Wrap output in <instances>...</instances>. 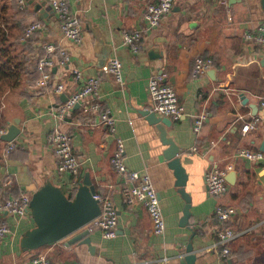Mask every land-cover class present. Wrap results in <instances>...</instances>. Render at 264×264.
Returning a JSON list of instances; mask_svg holds the SVG:
<instances>
[{"label":"crops","instance_id":"1","mask_svg":"<svg viewBox=\"0 0 264 264\" xmlns=\"http://www.w3.org/2000/svg\"><path fill=\"white\" fill-rule=\"evenodd\" d=\"M32 1L25 0L21 7L17 0H9L21 42L32 44L26 51L29 57L46 56V47L54 45L57 52L67 51L70 62L51 69L50 87H40L41 78L26 75L20 86L5 94L0 136L16 121L21 134L9 156L4 153L8 143L2 141L0 199L23 194L32 198L49 182L74 195L89 174L97 196L113 200L119 224L114 239H104L100 230L87 226L93 250L82 242L70 245L68 238L25 251L21 239L35 227L31 212L21 218L5 214L2 217L12 232L0 239V264L30 263L40 255L51 264H179L189 244L197 257L194 264H264V159L254 162L240 155L245 149L264 154V44L246 39L248 32H256L264 23V0H175L159 28L144 19L147 6L159 0H66L80 18L81 44L64 37L51 0ZM43 3V12H37L35 5ZM35 22L41 29L24 40L28 26ZM134 32L142 34L139 53L125 45V34ZM101 57L121 61L123 85L107 68H100ZM197 57L210 58L214 64L206 75L194 79ZM77 72L82 79L76 78ZM154 75H161L163 83L176 90L185 111L167 128L168 137L181 150L175 158L180 171L166 158L169 147L159 126L144 115L152 108L149 82ZM90 77L100 79L98 93L64 119L57 117L58 107ZM57 84H63V94L55 93ZM94 103L100 105L97 112L90 108ZM103 112L115 119V134L103 123ZM203 115L206 119L197 132L195 121ZM249 122L255 127L244 133ZM55 129L71 135L81 166L76 177L58 171L49 142ZM118 139L125 145L127 169L152 178L166 222L163 237L153 234L142 203L126 201L124 188L131 183L112 165ZM212 168L227 173L229 190L224 195L208 193L205 174ZM182 190L191 198L187 225ZM218 206L235 208L228 223L216 216ZM225 226L236 234L229 257L222 254L225 246L219 242V229Z\"/></svg>","mask_w":264,"mask_h":264},{"label":"built area","instance_id":"2","mask_svg":"<svg viewBox=\"0 0 264 264\" xmlns=\"http://www.w3.org/2000/svg\"><path fill=\"white\" fill-rule=\"evenodd\" d=\"M21 7H24L25 0H17ZM175 0H159L157 3L147 6L144 19L152 28H159L164 18L170 14L174 8ZM50 5L58 17L60 27L64 37L74 43L81 44L84 39L82 24L78 15L73 12L66 0H51ZM40 23L32 24L25 32L24 40L32 37L39 29ZM248 41H255L264 44V23H262L256 32L246 34ZM125 45L134 53H139L143 43L142 34L139 32L126 33ZM47 54L39 62V70L43 73L42 79L38 83L40 87L52 86L51 69L57 66L64 67L70 62V56L67 51L48 45ZM58 55L56 56V54ZM213 60L210 58L197 57L193 69V78L197 79L206 75L213 67ZM107 71L115 77V80L123 85V65L120 60L113 59L107 66ZM81 72L76 73L77 79H82ZM100 87L99 78H87L84 86L71 95L66 102L61 104L56 116L64 119L78 104L82 103L87 97L96 95ZM56 94H63V84L55 86ZM149 94L152 101L151 111L157 115L173 120H179L185 116V111L179 102L176 90L163 83L161 75H154L149 82ZM264 106V99L262 100ZM92 111H99V103L91 105ZM101 119L105 125L110 128L111 133H116V121L108 112L101 113ZM206 117L203 115L195 121L194 130L199 132L203 126ZM255 123L249 122L243 127V132L247 133L254 129ZM50 146L57 158V168L61 174H70L74 177L79 175L80 163L74 152L71 135L55 129L49 135ZM16 148L14 142L8 143L6 153L10 154ZM125 145L121 139L117 140V150L112 157V165L115 170L125 176L131 185L124 188V195L129 204L142 203L151 218L153 234L157 237H163L166 233V222L162 211L161 200L155 188L152 178L148 173L138 171H129L124 162ZM241 156L254 162H260L264 159V154L259 151L242 150ZM227 173L217 168L209 169L205 174V183L208 193L217 197L228 192L229 187L226 179ZM96 199L101 204V214L89 225V229H98L102 232L104 239H114L117 237V228L119 224V214L113 200L109 196H97ZM31 197L21 195L20 197L10 198L0 201V239L8 237L11 232V226L3 215H12L17 218L25 217L30 212ZM235 215L234 207L218 206L216 216L223 223H228ZM236 237L234 230L229 227L219 229V242L224 245L222 254L229 257L231 250L229 244ZM23 264H51V261L45 256H38L30 263Z\"/></svg>","mask_w":264,"mask_h":264},{"label":"water","instance_id":"3","mask_svg":"<svg viewBox=\"0 0 264 264\" xmlns=\"http://www.w3.org/2000/svg\"><path fill=\"white\" fill-rule=\"evenodd\" d=\"M27 1L33 3L32 0ZM44 4L35 5V10L37 12L42 11ZM100 42L102 45L104 44L101 38ZM102 55L105 54L102 53ZM102 59H105V61L102 62ZM109 62V58L101 57L100 68L102 70L107 68ZM144 115L148 116L152 123L159 126L163 141L169 147L166 158L169 161H173V165L176 166L178 171L182 170L178 166V160H175L181 150L175 141L168 137L167 128L172 125V120L158 117L156 113L151 111H145ZM19 123L20 121H16L15 124L10 125L7 132L0 136V140L6 143L14 142L21 134ZM182 174H184L183 171L179 173V178L181 185H184V176ZM180 192L186 201L183 224L187 225L191 217V198L186 194L185 190ZM96 195V189L89 174L80 183L73 198L61 187L55 186L51 182L45 184L31 198L30 212L33 216L35 227L27 231L22 237L21 248L25 251L37 250L43 246L69 238L68 244L82 242L90 245L93 250L89 237L91 231L87 226L101 214V204L96 199ZM186 253L187 255L181 258L179 264H194L197 257L192 244H189Z\"/></svg>","mask_w":264,"mask_h":264},{"label":"trees","instance_id":"4","mask_svg":"<svg viewBox=\"0 0 264 264\" xmlns=\"http://www.w3.org/2000/svg\"><path fill=\"white\" fill-rule=\"evenodd\" d=\"M20 30L21 28L11 21L9 0H0V132L5 126L2 110L4 108V96L7 91L20 86L22 78L26 75L32 77L31 79L38 77L42 79L43 76V73L39 70V62L44 54L38 57H29L26 51L32 47V44L29 41L25 44L22 43L23 41L21 42ZM3 144L0 140V151ZM70 197L73 198L74 195ZM6 199L10 198L5 197L0 201Z\"/></svg>","mask_w":264,"mask_h":264},{"label":"rangeland","instance_id":"5","mask_svg":"<svg viewBox=\"0 0 264 264\" xmlns=\"http://www.w3.org/2000/svg\"><path fill=\"white\" fill-rule=\"evenodd\" d=\"M10 143H11V142H10ZM7 148H8V144H7V147H6V149H5V152H4V153H5V155L9 156V155H11V154H12V152H11L10 154H7V153H6V151H7ZM19 197H20V196H19Z\"/></svg>","mask_w":264,"mask_h":264}]
</instances>
